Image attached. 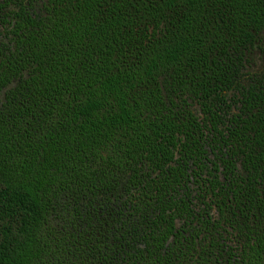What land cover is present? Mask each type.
Here are the masks:
<instances>
[{"label": "trees", "instance_id": "1", "mask_svg": "<svg viewBox=\"0 0 264 264\" xmlns=\"http://www.w3.org/2000/svg\"><path fill=\"white\" fill-rule=\"evenodd\" d=\"M264 0H0V264H264Z\"/></svg>", "mask_w": 264, "mask_h": 264}, {"label": "rangeland", "instance_id": "2", "mask_svg": "<svg viewBox=\"0 0 264 264\" xmlns=\"http://www.w3.org/2000/svg\"><path fill=\"white\" fill-rule=\"evenodd\" d=\"M261 60H264V58L263 59H255V61H256V64L258 65V64H260L261 63Z\"/></svg>", "mask_w": 264, "mask_h": 264}]
</instances>
